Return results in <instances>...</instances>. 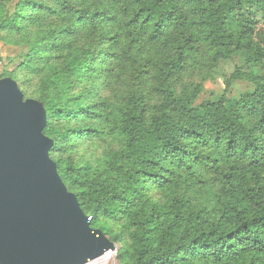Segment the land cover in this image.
I'll list each match as a JSON object with an SVG mask.
<instances>
[{
    "label": "trees",
    "instance_id": "obj_1",
    "mask_svg": "<svg viewBox=\"0 0 264 264\" xmlns=\"http://www.w3.org/2000/svg\"><path fill=\"white\" fill-rule=\"evenodd\" d=\"M0 34L29 46L49 157L90 227L120 245L118 264H264V0H0ZM234 54L244 65L220 99L177 94L190 60L211 71ZM122 60L146 64L158 103L140 90L92 102ZM234 81L248 84L239 99ZM94 141L118 149L73 161Z\"/></svg>",
    "mask_w": 264,
    "mask_h": 264
},
{
    "label": "water",
    "instance_id": "obj_2",
    "mask_svg": "<svg viewBox=\"0 0 264 264\" xmlns=\"http://www.w3.org/2000/svg\"><path fill=\"white\" fill-rule=\"evenodd\" d=\"M45 126L38 104L0 82V264H86L111 250L63 184Z\"/></svg>",
    "mask_w": 264,
    "mask_h": 264
},
{
    "label": "rangeland",
    "instance_id": "obj_3",
    "mask_svg": "<svg viewBox=\"0 0 264 264\" xmlns=\"http://www.w3.org/2000/svg\"><path fill=\"white\" fill-rule=\"evenodd\" d=\"M0 38L10 42V45L0 43V55L2 57V62L0 63V82L7 81L15 84L22 95L23 102L33 101L44 111L42 104L37 100L40 78L30 74L21 66L25 56L29 53V46L25 44L17 45L21 39L20 35L17 34H0ZM158 51L156 53L150 52L147 55L151 56L150 58L154 62L160 63L163 55ZM141 56L145 57L144 54ZM243 65L244 59L242 54H234L229 60L220 61L216 68L209 71L205 56L198 55L189 61L185 72L174 81L175 90L178 95H181L183 92L190 91L194 87L199 86L200 91L194 102V106H199L204 102L217 101L223 95L225 82L237 68L239 69ZM143 71H147L146 64L139 60L136 63L130 60L114 61L112 64L114 76L104 84L103 87L105 88L97 90L98 95L92 102L102 99L109 107H113L119 104L129 92L140 90L144 91V94L150 95L149 98L154 103H158L160 97L154 91L156 82L151 78V74H144ZM260 72L261 74L264 73V71ZM10 74H13L15 79L10 78ZM247 86L248 84L243 81H234L228 96L233 99H239L245 93ZM89 103L88 101L85 102V104ZM117 149L118 144L111 141L78 142L72 150L70 157L79 164L92 163L95 165L97 161L103 158L106 152ZM214 186L216 188L215 184ZM150 194L154 200H162L156 191H150ZM93 230L99 232L110 242L111 250L86 264H118L117 254L120 250V245L111 241L108 236L103 235L99 229Z\"/></svg>",
    "mask_w": 264,
    "mask_h": 264
},
{
    "label": "built area",
    "instance_id": "obj_4",
    "mask_svg": "<svg viewBox=\"0 0 264 264\" xmlns=\"http://www.w3.org/2000/svg\"><path fill=\"white\" fill-rule=\"evenodd\" d=\"M89 219V221L91 220L90 218H88Z\"/></svg>",
    "mask_w": 264,
    "mask_h": 264
},
{
    "label": "bare ground",
    "instance_id": "obj_5",
    "mask_svg": "<svg viewBox=\"0 0 264 264\" xmlns=\"http://www.w3.org/2000/svg\"><path fill=\"white\" fill-rule=\"evenodd\" d=\"M95 260V259H94Z\"/></svg>",
    "mask_w": 264,
    "mask_h": 264
}]
</instances>
